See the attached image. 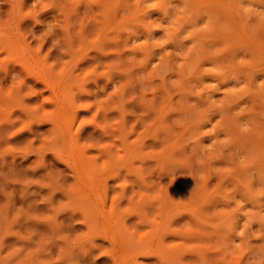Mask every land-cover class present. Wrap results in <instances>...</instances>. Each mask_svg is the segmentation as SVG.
Listing matches in <instances>:
<instances>
[{"label": "rangeland", "instance_id": "rangeland-1", "mask_svg": "<svg viewBox=\"0 0 264 264\" xmlns=\"http://www.w3.org/2000/svg\"><path fill=\"white\" fill-rule=\"evenodd\" d=\"M13 1L0 0V26L41 47L45 98L91 109L59 108L56 140L58 126L33 120L55 106L38 109L42 94L19 107L20 76L0 77V95L14 91L0 102V264H264V0ZM77 131L89 155L112 145L116 175L99 158L98 185L73 181L82 153L64 143ZM96 207L118 241L81 222Z\"/></svg>", "mask_w": 264, "mask_h": 264}, {"label": "bare ground", "instance_id": "bare-ground-1", "mask_svg": "<svg viewBox=\"0 0 264 264\" xmlns=\"http://www.w3.org/2000/svg\"><path fill=\"white\" fill-rule=\"evenodd\" d=\"M5 1H7V0H5ZM14 2V1H13ZM15 2H16V0H15ZM14 2V7L12 6L11 8L13 9V8H16L17 7V4L18 3H15ZM20 2V1H19ZM21 2H22V0H21ZM21 4V3H20ZM20 4H18V5H20ZM10 5H13V3L11 4V1H10ZM18 8V7H17ZM14 9L15 11L16 10H18V9ZM10 9V8H9ZM10 11V10H9ZM17 12V11H16ZM19 13V12H18ZM13 20V19H12ZM18 20V19H17ZM16 20V23L18 24V21ZM6 21V20H5ZM0 22H4V20H2V21H0ZM8 22V21H7ZM14 22V21H13ZM2 23H0V25H1ZM3 24H5V23H3ZM7 24V23H6ZM5 24V25H6ZM13 24V23H12ZM14 24H15V22H14ZM16 27V26H15ZM14 27V28H15ZM17 29V27L15 28V30ZM20 47H21V49H20ZM41 48V47H40ZM40 48L39 49H37V50H35V51H33L31 48H30V44L29 43H26V40H25V37L21 34V32H19V31H17V34L15 33V32H13L12 31V29L11 30H4L3 28H2V26H0V53H4V54H6V56H7V58H11V60H12V62H11V65L10 66H4V64H3V66L5 67H3V66H1V68L3 67L4 68V71L2 72L3 73V75H1L0 77H2L1 79L3 80H5V78L7 77V75L9 74V72L10 71H12V70H14V71H16L17 72V75L16 76H20V81L18 82V84L15 86V88L14 89H16V92L13 94L14 95V98L15 97H18L19 99H18V101L17 102H15V104L17 105L18 104V106H19V104H20V106H23V105H21V103H24L25 101V103H27V102H29L28 100H31L32 98H33V96H42V94H43V92L45 91V90H48V91H50L51 93L53 92V90H54V87H55V84L52 82V80L50 79V77L49 76H47V70H46V68L44 67V64L43 63H41V58L39 57V52H40ZM16 51H17V54H14V53H16ZM42 51V50H41ZM16 56V59L15 58H12V56ZM1 59H3V58H1ZM14 59V60H13ZM10 60V59H9ZM10 62V61H9ZM9 62H7V63H9ZM15 64V65H14ZM47 64V63H46ZM7 65V64H6ZM16 67H17V69H16ZM46 67H47V65H46ZM51 67V66H50ZM51 69V68H50ZM52 69H55V67L54 68H52ZM62 70H64V69H62ZM57 72H60L61 74H62V72L61 71H57ZM56 72V73H57ZM65 73L66 72H64V74H63V76L65 75ZM72 73V72H71ZM71 75V74H70ZM69 75V76H70ZM68 75H65V77H67ZM73 76V75H72ZM68 77L67 79H63L64 81L65 80H68L69 78L71 79V78H73V77ZM53 77H54V75H53ZM57 77V76H56ZM58 77L60 78V76L58 75ZM57 77V78H58ZM17 78V77H16ZM55 78V77H54ZM1 80V81H2ZM59 80H61V79H59ZM62 80V81H63ZM55 81H56V79H55ZM56 82H60V81H56ZM65 83V82H64ZM64 83H62L63 85H64ZM66 84H67V82H66ZM62 85V86H63ZM60 86H61V84H60ZM14 87V86H13ZM9 88V87H8ZM22 88L24 89V88H26V92H24V94L23 93H21V92H23L22 91ZM59 88H61V87H59ZM58 88V89H59ZM63 88H64V86H63ZM2 88H0V90H1ZM55 89H57V88H55ZM84 90H85V88H84ZM2 91V90H1ZM7 91H9V92H5V93H7V94H5L4 96L3 95H0V102L2 101V102H4L5 100H6V104H8L11 100H8L9 102H7V99L8 98H10V96H12L11 94L14 92H12L11 93V89L9 88ZM55 91V90H54ZM62 91V90H61ZM60 91V92H61ZM64 91V90H63ZM68 91V90H67ZM81 91V90H80ZM83 91V90H82ZM87 91V90H86ZM64 92H66V91H64ZM11 93V94H10ZM55 93V92H54ZM57 93V92H56ZM86 93V92H85ZM84 93V94H85ZM22 94V95H21ZM50 94V93H49ZM63 94V93H62ZM67 94V93H66ZM65 94V95H66ZM70 94V93H69ZM81 94H83V92L81 93ZM87 94L89 95V92H87ZM45 94H43V96H44ZM57 94H55V96H54V94H51L49 97H46L45 98V96L42 98V100H41V103H39V106L37 107V106H34V110L36 111V113H38V109L39 108H43V107H45L46 105L47 106H49V104H51V105H53V106H55L54 108V111H56L55 112V114L51 111H48L49 113H51V114H49L48 112V114H46V112L45 113H43V115L45 116V114H46V117H47V119H45L46 117H43V118H40V117H36V118H34L36 115H34V121L36 120V122H34V123H37V121L39 122V124L42 122V121H47L48 123L50 122L51 123V125H52V129H51V131L54 129H56L57 128V126H58V128H59V125L60 124H58V122H56L57 121V119L58 118H60L61 117V111H63V113H64V115H68V111H70L71 112V115L69 114V116L73 119V118H75V117H73V116H78V113H79V110H78V108L80 109L81 108V112H82V110H87V111H90V109H91V104L89 103L90 102V100H89V102L88 103H85L84 104V102H83V105H76L75 104V102H74V100H72L71 101V99H70V97L68 96V95H66V97H69L68 98V100H70L71 102H70V105H69V103H66V106H67V104L69 105V106H65L66 107V111L64 112V110H65V108H64V110L62 109L63 107H64V104H65V100L67 99H65L64 101V103H61V102H63V101H61V99H60V102H58V100H59V97L58 96H56ZM60 96V95H59ZM85 96H86V94H85ZM90 96V95H89ZM7 97V98H6ZM13 97V96H12ZM34 97V98H35ZM64 97V96H63ZM84 97V96H83ZM12 100H13V98H11ZM15 99H17V98H15ZM63 99V98H62ZM19 100H21V103H20V101ZM75 100H76V98H75ZM82 100V99H81ZM84 100H86V99H84ZM60 103V104H59ZM92 103V102H91ZM93 103H95V102H93ZM1 104V103H0ZM61 104H63L62 106H61ZM15 105V106H16ZM17 106V107H18ZM19 106V107H20ZM61 106V107H60ZM18 107V108H19ZM35 107H37V108H35ZM58 107V108H57ZM59 108H61L62 110L60 111V109ZM98 108H100V107H98ZM56 109H58V110H56ZM23 110H24V107H23ZM27 110V109H26ZM30 111H33V109H31L30 108ZM21 112V111H20ZM23 112H25V111H23ZM69 112V113H70ZM80 112V113H81ZM85 112V111H84ZM26 113V112H25ZM28 113L31 115L32 114V112H29L28 111ZM27 113V114H28ZM35 112H33V114H34ZM94 113V112H93ZM33 114H32V116H33ZM52 114H54V117L53 118H50L51 117V115ZM97 114V113H96ZM39 115V114H38ZM50 116V117H48V116ZM66 115V116H67ZM93 115H95V114H93ZM22 116V115H21ZM65 116V117H66ZM27 117H28V115H27ZM31 117V116H30ZM32 118V117H31ZM57 118V119H56ZM62 118V117H61ZM60 118V119H61ZM67 118H68V116H67ZM70 118V119H71ZM91 118H93V117H91ZM77 119V118H76ZM59 120V119H58ZM74 120V119H73ZM73 120H71V121H73ZM32 121V120H31ZM62 121L64 122V120L62 119ZM89 121V120H88ZM87 121V122H88ZM91 121H92V119H91ZM15 122V121H14ZM28 122H30V121H28ZM44 122V123H45ZM63 122H60V123H63ZM90 122V121H89ZM96 122V121H95ZM94 121L93 122H90V123H95ZM11 123H13V121L11 122ZM10 123V124H11ZM32 123V122H31ZM65 124H66V122H64ZM68 123V122H67ZM10 124H9V126H10ZM14 124V123H13ZM16 124V123H15ZM29 124V123H28ZM27 124V125H28ZM81 124V123H80ZM79 124V125H80ZM30 125H33L34 126V124L32 123V124H30ZM36 125H38V123L36 124ZM63 125V124H62ZM97 125V124H96ZM12 126V125H11ZM65 126V125H64ZM67 126V125H66ZM64 127V128H57L58 130H57V133H55L54 131H52V133H54L55 135V138H54V136H53V138L54 139H56V138H61V140L62 139H64V137H65V132H68V131H65L66 130V128L68 129V127ZM99 126V125H98ZM29 127V126H28ZM38 127V126H37ZM71 127V126H70ZM79 127V126H78ZM21 128V127H20ZM95 128H96V126H95ZM98 128H102L101 130L102 131H104L103 132V134L105 133V130H104V128L103 127H98ZM69 129H71V128H69ZM78 130V129H77ZM31 131H32V129H31ZM60 131H64V136H63V134H62V136H63V138H62V136H60L61 135V133H59ZM71 131V130H70ZM74 131H76V130H74ZM73 131V132H74ZM120 131V130H119ZM25 132V131H24ZM23 132V133H24ZM80 132L79 131H77V132H75V133H72L71 132V134H69V135H66L67 137L65 138L66 139V141H65V143H64V145L66 146V148H68V149H66V150H69V151H67V152H69L70 153V155H72L71 153L72 152H74L75 150L77 151V152H79L78 154H77V156H79V154L80 153H82V154H80V157L79 158H77L76 156H74L73 155V157H75V159L73 158V161L74 162H72V161H70L73 165L71 166H69V163L67 162V160H66V163H68V166L69 167H72V169H73V171H74V173H75V175H74V179H73V181H77V180H80V182L79 183H81L82 184V182L84 183V182H88V181H91V182H93L95 179V183H96V181H97V179L99 178V177H95L94 176V173H95V170H97V166H98V159L99 158H101L102 159V170H111V169H114L115 170V168H113V167H115V165L118 167V169L117 170H119L120 168H121V166L119 165V164H122V163H120L121 161H119V164H117L118 162L116 161V159H117V157H116V159L114 158V156H113V154L111 153V146L112 145H106V144H103V145H100V144H98L99 146H98V148H96V149H98V154L97 155H95V154H92V155H89L88 153H89V151H90V148L92 147V146H90V144H88L89 145V147H86V148H83V146L80 144L79 145V138L81 137L80 136V134H79ZM121 133V132H120ZM28 134V133H27ZM59 134V136L60 137H58L57 135ZM66 134H68V133H66ZM21 135H22V133H21ZM53 135V134H52ZM106 135V134H105ZM78 136H80L79 138H78ZM82 138V137H81ZM80 138V139H81ZM99 138L100 139H102L100 136H99ZM123 138V137H122ZM53 139V140H54ZM56 140H58V139H56ZM60 140V139H59ZM98 141H99V139H98ZM122 141H123V139H122ZM63 142H60L59 144H62ZM125 143V142H124ZM58 144V143H57ZM63 145V144H62ZM87 145V144H86ZM127 144L125 143V146H126ZM128 146V145H127ZM95 148V147H94ZM126 149V147H123V149ZM119 149V148H118ZM124 149V150H125ZM114 150V149H113ZM128 151V147H127V149L125 150V153ZM77 152H75V153H77ZM114 152V151H113ZM117 152H120V149L117 151ZM66 153V152H65ZM125 153L123 152L122 153V157L124 158L125 156H127V155H125ZM123 154H124V156H123ZM59 155V154H58ZM61 155V154H60ZM66 155H68V154H66ZM115 155V154H114ZM119 155V154H118ZM121 155H119V157H120ZM60 157V156H59ZM122 157H120L121 159H122ZM68 158V157H67ZM71 159H72V156L70 157ZM128 160V159H127ZM117 162V163H116ZM125 163V162H124ZM125 164H128L127 162L125 163ZM67 165V164H66ZM129 165V164H128ZM100 166V165H99ZM131 166V165H130ZM116 167V168H117ZM122 167H124V170H127V169H125V168H127V166L125 167V166H122ZM117 170H115V172L114 173H111V175H116L117 174ZM122 170V169H121ZM108 172V171H107ZM110 172V171H109ZM120 172V171H119ZM127 172V171H126ZM73 173V172H72ZM104 174H105V172H104ZM132 174V173H131ZM73 175V174H72ZM97 175V174H96ZM101 175V174H100ZM119 175V174H118ZM124 175V174H123ZM125 175H126V173H125ZM110 176V175H109ZM109 176H106V177H109ZM136 176H137V174H136ZM78 177V178H77ZM105 176H103V180L104 179H106V177L104 178ZM111 177H115V178H117V176H111ZM124 177V176H123ZM76 178H77V180H76ZM110 178V177H109ZM141 177H139V179H140ZM86 179V180H85ZM102 179L100 180V181H102ZM108 179V178H107ZM106 179V180H107ZM119 179V178H118ZM106 180H104V181H106ZM114 180V179H113ZM138 180V179H137ZM115 181V180H114ZM145 180L144 179H142L141 178V182H142V184L144 185L145 184V182H144ZM90 182V183H91ZM107 182H108V180H107ZM107 182H106V184H107ZM79 183H78V185H79ZM76 184V186H78L77 185V183H75ZM75 184H74V186H75ZM92 184H94V183H92ZM92 184H90V187H95V186H93ZM88 185L89 184H87V187H88ZM92 185V186H91ZM96 185H98V182L96 183ZM121 185V184H120ZM80 186H82V185H80ZM80 186H78V187H80ZM105 186H107V185H105ZM123 185H121V186H119V187H122ZM97 187V186H96ZM139 188H140V186H138ZM106 188V187H105ZM104 188V189H105ZM123 188V187H122ZM138 188V189H139ZM141 188H142V186H141ZM78 189V188H77ZM88 189V192H89V187L87 188ZM86 189V190H87ZM80 190V189H79ZM91 190V189H90ZM93 190V189H92ZM96 190V189H95ZM98 190V189H97ZM107 190V189H106ZM105 190V191H106ZM122 190V189H121ZM123 190H124V188H123ZM76 191V190H75ZM78 191V190H77ZM91 192V191H90ZM97 192V191H96ZM92 193V192H91ZM93 194H94V192H93ZM92 195V194H91ZM95 195H97L96 193H95ZM102 195H103V193H102ZM107 195H108V193H107ZM93 196V198H94V195H92ZM83 197V196H82ZM85 197V196H84ZM104 197V196H103ZM89 198V197H88ZM83 199V198H82ZM97 199V198H96ZM86 200V199H85ZM90 200H93V199H89V201ZM99 200H100V197H99ZM105 199H103V201L102 202H105L104 201ZM97 201V200H96ZM91 202V201H90ZM98 202H101V200L100 201H98ZM97 202V203H98ZM112 202V201H111ZM120 202V201H119ZM106 203V202H105ZM84 204H88V203H86V202H84ZM92 204V203H91ZM100 205V204H99ZM98 205V206H99ZM164 205V204H163ZM119 206V205H118ZM88 207V206H87ZM110 207H112V205L110 206ZM80 208V207H79ZM89 208V207H88ZM101 208V207H100ZM103 208V207H102ZM102 208H101V210L99 209V207L97 208H95V210H94V212H93V214H94V216H93V214H92V212H89V211H87L85 208H84V210H85V212L84 213H82L83 215V221H81V222H83V223H85L88 227L87 228H89V227H91V228H95V229H97L98 230V232L99 233H101V236L102 237H104V239L107 237V238H109V240L111 239H113V240H117L118 241V239H119V236H116V233H114L113 231H115V229H113V228H111L110 230L111 231H109V228L108 229H106L105 228V230H108V232H110L111 234L109 235V237H108V233H106V232H104L103 231V229H104V227L106 226L105 224L106 223H104V222H102V220L100 221V222H98V220H96V219H94V218H97L98 217V214L99 213H101L102 215H103V217H104V211L106 212V210H102ZM114 208V207H113ZM104 209V208H103ZM82 210V209H81ZM113 211H115V210H113ZM139 212V211H138ZM109 213H114V212H109ZM140 213V212H139ZM143 213V212H142ZM110 214V215H111ZM136 214V213H135ZM138 214V213H137ZM136 214V215H137ZM113 215V214H112ZM115 215V214H114ZM139 215H141V213L139 214ZM101 216V215H100ZM138 216V215H137ZM94 217V218H93ZM102 217V216H101ZM105 218V217H104ZM106 218H107V216H106ZM115 218V217H114ZM108 219V218H107ZM113 219V218H112ZM140 219V218H139ZM146 219V218H145ZM142 220H143V218H142ZM104 221H107V220H104ZM108 221H110L109 219H108ZM107 221V222H108ZM111 222V221H110ZM140 222H141V220H140ZM99 223H101V224H99ZM102 223H104V225L102 224ZM117 223H119L118 221H117ZM117 223H115V224H117ZM139 224V223H138ZM143 224V223H142ZM108 225H109V223H108ZM136 226V225H135ZM138 226H141V223H140V225H138ZM107 227V226H106ZM109 227V226H108ZM117 227H118V225H117ZM137 227V226H136ZM118 228H120V227H118ZM90 229V228H89ZM89 229L87 230L89 233H90V231H89ZM122 229V228H121ZM91 231H92V229H90ZM95 231V230H94ZM121 231V230H120ZM87 232V233H88ZM117 232V231H116ZM122 232H123V230H122ZM126 232V233H125ZM124 232V237L126 236L127 237V234H129V233H127V231H125ZM96 233V232H95ZM131 233V232H130ZM133 233V232H132ZM91 234H92V232H91ZM118 234H122V233H118ZM140 234H142V233H140ZM88 235V234H87ZM93 235V234H92ZM85 236H86V234H85ZM89 236V235H88ZM91 236V235H90ZM129 236V235H128ZM146 236V235H145ZM92 237V236H91ZM117 237V238H116ZM123 237V238H124ZM126 237L124 238V239H126ZM100 238V237H99ZM120 238H121V235H120ZM123 238H121L122 239V241H121V243L123 242ZM145 239V238H144ZM110 240V241H111ZM113 240L111 241V243H114L113 242ZM137 240H142L141 238L140 239H136V244L138 243V241ZM128 241V242H127ZM125 243H129L130 241L129 240H127ZM156 241H158V240H155V242ZM151 242H154V240L153 241H151ZM140 241H139V243L137 244V248H139V245H140ZM143 243V242H142ZM157 243H159V242H157ZM156 243V244H157ZM116 244V243H115ZM114 244V245H115ZM144 244V243H143ZM151 244V243H150ZM153 244V243H152ZM110 245V244H109ZM118 245V244H117ZM128 245V244H127ZM142 245V244H141ZM140 245V246H141ZM116 246V245H115ZM114 246V247H115ZM129 247L131 246V244L130 245H128ZM108 247H110V246H108ZM117 247V246H116ZM115 247V248H116ZM118 247H122V246H118ZM125 247V246H124ZM152 247V246H151ZM131 248V247H130ZM132 248H133V246H132ZM149 248V247H148ZM114 248H110V250H108V253H109V255L110 256H112L111 254H110V252L113 250ZM150 249V248H149ZM148 249V250H149ZM116 249H114V251H115ZM118 250H119V248H118ZM121 250V249H120ZM131 250V249H130ZM141 250V249H140ZM151 250V249H150ZM117 251V250H116ZM125 251V250H124ZM129 250H127V252H128ZM132 251V250H131ZM120 252H122L123 253V251H120ZM126 252V251H125ZM148 252V251H147ZM112 253H114L115 254V252H112ZM141 253V252H140ZM142 254V256H144L145 258L147 257V258H150L148 255V253H141ZM120 255V254H119ZM118 255V256H119ZM139 255V254H138ZM157 255V254H156ZM114 256V255H113ZM126 256V255H125ZM140 256V255H139ZM115 257L117 258V256L115 255ZM114 257V258H115ZM132 257V256H131ZM138 257V256H137ZM157 257V256H156ZM120 259V258H119ZM133 259V258H132ZM136 259V258H135ZM114 260V259H113ZM118 260V259H117ZM116 260V261H117ZM125 260V259H124ZM115 261V262H116ZM118 262V261H117ZM116 262V263H117ZM117 264H119V263H117ZM151 264H155L154 262H151Z\"/></svg>", "mask_w": 264, "mask_h": 264}]
</instances>
